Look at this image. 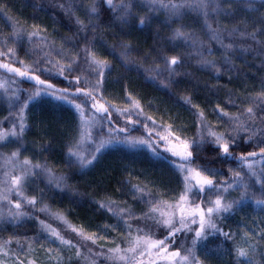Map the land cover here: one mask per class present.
I'll use <instances>...</instances> for the list:
<instances>
[{
  "label": "snow or ice",
  "instance_id": "obj_1",
  "mask_svg": "<svg viewBox=\"0 0 264 264\" xmlns=\"http://www.w3.org/2000/svg\"><path fill=\"white\" fill-rule=\"evenodd\" d=\"M224 4L231 8L232 0H224ZM101 5H106L116 15V19L125 25L128 18L133 16L135 7L133 0H101ZM101 5L91 0L84 10L85 19L76 17L79 31L87 33L89 29L93 32L97 30L96 21L100 18ZM56 6L70 16L78 10L71 2H61ZM140 7H147L151 12H167L170 14L169 18L175 20L183 16L185 9L198 12L204 19L209 39L224 50L226 64L230 63V52L236 47L237 39L253 41L259 46L260 55L264 56V16L260 18L258 25L253 24L252 31H247L238 25L231 29L227 25L220 26V21L214 19V16H219L223 11V5L218 0H147ZM248 7L255 10L251 2ZM0 11L4 9L0 8ZM224 14L231 15L230 12ZM146 22L147 17H139L141 26ZM213 23L217 26L213 27ZM11 27V37L0 40V45L6 48V51L0 48V57L6 58L0 60V70L6 73V78L0 79V92L8 100L10 109H13L9 115L14 116L15 121L9 129L0 128V143H7L11 138V141L19 145L28 129L26 114L29 106L49 97L53 101L71 105L79 115L76 135L67 146L66 162L69 167L78 165L84 169L92 166L99 155L114 143L125 144L131 148L147 147L153 156L166 160L175 169L181 177V187L178 193L164 198L154 195L147 184H133L129 194L134 200L147 206L146 210L142 209L139 213L132 211L131 207H121L112 197L97 201L99 207L106 209L117 221L116 225L106 224L105 229L122 228V241L105 247L97 242L108 239L106 234L88 232L82 226L71 224L61 211H52L49 205L44 204L42 197L28 194L29 186L34 182L33 178L41 174L47 178L48 185L60 190L66 186L65 176L57 175L47 161L42 162L28 156L21 159V146L10 153H0V224L18 227L28 218L36 219L40 226V231L30 238L13 233L0 241V264H39L31 256L35 251L34 244L54 264H65L66 259L71 264L72 256L65 257L64 247L61 246L74 250L73 255L78 264H205L211 252L204 242L209 236L216 235L232 241L229 254L233 256L234 264H264V250L260 247L264 243V228L258 232L245 230L238 241L239 231H225L221 227L230 216L242 211L246 204L264 212V90L243 111L231 113L220 104L216 105L215 111L220 121L229 125L224 131L208 121L204 110L193 104L189 97H185V103L197 109L196 135L187 138L172 123L157 125L151 116H144L140 101L131 94L128 96L129 107L126 108H118L104 98V77L105 72L110 70L109 63L107 59L96 54L93 50L95 46L87 43V37L81 58L79 52H65L63 46L59 51L51 48L47 37L40 34L42 29L33 25L34 30L27 33V40L30 44L39 43L43 47L35 53L40 58L26 64L23 59H18L16 48L9 46V39L12 44H17L24 38L23 29L17 27L16 23ZM171 39L184 42L191 40L192 47L195 48L199 43L200 48H203V43L185 32L183 26L173 31ZM122 47L125 49L122 55L127 57L131 45L125 44ZM52 52L60 59L53 62L50 58ZM207 52L211 55L212 49L209 48ZM197 55L201 57L200 63L220 71L214 60L205 58L203 51L197 50ZM41 61L51 67H41ZM163 63V71L171 76L181 60L173 55L165 58ZM16 64L20 66L17 67ZM53 69L55 75L68 80V86L58 87L53 82ZM147 71L160 75V64L149 67ZM74 72L80 74L73 76ZM69 76H72L71 80ZM24 81L32 83L27 92L19 87ZM229 102L234 103L231 99ZM113 112L125 118V126H119L113 121ZM133 112L138 117L143 116L144 120L151 121L152 126L144 120H133ZM225 117L227 120L223 119ZM128 124H143L147 135L131 136L133 129L128 128ZM121 133L124 135L121 136ZM206 143L214 145L213 159L220 163L236 162L237 168L228 169L232 173L230 178L218 179L223 176L219 169L210 164L197 163L194 152H198ZM247 146L253 147V150H248ZM238 147L241 152L234 155ZM255 148L259 151L254 150ZM158 149H162V152ZM250 181L260 185L259 197ZM232 191L238 192L239 196L229 199ZM38 204L40 212L65 225L80 238V242L66 238L59 228L27 211L29 207L36 210ZM3 230L7 229H0ZM253 240L256 242L253 243ZM13 243L15 248L12 247ZM257 256L260 257L259 260L256 259Z\"/></svg>",
  "mask_w": 264,
  "mask_h": 264
},
{
  "label": "trees",
  "instance_id": "obj_2",
  "mask_svg": "<svg viewBox=\"0 0 264 264\" xmlns=\"http://www.w3.org/2000/svg\"><path fill=\"white\" fill-rule=\"evenodd\" d=\"M61 2H71L78 10L70 16L56 6ZM95 2L101 5V0H95ZM218 2L223 5V11L219 16H214V19L220 21L221 27L227 25L228 29H231L238 25L241 29L246 28L247 31H252L253 24L258 25L260 18L264 16V0H232L231 8L224 4V0H218ZM249 2L254 5L255 10L248 7ZM90 3L91 0H0V8L4 9V11H0V40L11 37V25L16 23L17 27L23 29L22 36L24 38L17 44H12L9 39V46L16 48L18 59H23L26 64H31L40 58L35 53L43 47L39 43L30 44L27 40V33L34 30L33 25L42 29L40 34L47 37V43L51 48L59 51L63 46L65 52H79L81 58L84 55L82 49L85 47V37H87V43L95 46L93 50L96 54L102 59H107L109 63L110 70L105 72L104 77V98L118 108L129 107V104L124 103V96L130 92L143 94L151 107H156V104L151 101L152 97L163 100L179 110L176 111V114L179 115V121L185 127L183 135L187 138L196 135L197 117L195 113L197 109L185 103V97H189L193 104L204 110L208 121L220 131H224L229 125L220 121L215 111L216 105L220 104L231 113L243 111L250 105L252 99L264 90V56L260 55L259 46L251 40L237 39L236 47L230 52V63L226 64L224 50L215 41L209 39L204 19L198 12L185 9L183 16L179 20H175V18L170 19V14L167 12H151L147 7H140L141 4H146L147 0H133L135 5L133 16L128 18V23L125 25L116 19V15L107 9L106 5H101L100 18L96 21L97 30L93 32L89 29L85 33L79 31L76 17L85 19L84 10ZM20 7L27 17L25 21L20 20L15 13L10 11V8ZM224 12H230L231 15H225ZM141 16L148 18V22L143 26L139 24ZM210 22L213 21L210 20ZM181 26L185 32L190 33L198 42L203 43L202 49L199 43L195 48L192 47L191 40L184 42L171 39L173 31ZM216 26L213 23V27ZM125 44L131 45L127 57L122 55L125 51L122 45ZM0 48L6 51L2 45ZM209 48L212 49L211 55L207 52ZM245 48L248 50L245 51ZM197 50L203 51L206 59L214 60L220 71L217 72L215 68H209L200 63L201 57L197 55ZM26 52L28 55H25ZM173 55L178 56L181 63L176 66V71L169 76L166 71H163V62L165 58ZM50 58L53 59V62L60 59L55 52L51 53ZM4 59L6 58L0 57V60ZM157 63L161 67L160 75L147 71L149 67H153ZM15 66L19 67L20 65L16 64ZM41 67H51V65H44L41 61ZM83 68L84 64L81 59V69ZM52 71L53 82L57 83L58 87L68 86V80L55 75V69ZM76 74L80 73L74 72L72 75ZM4 78H6V73L0 70V79ZM71 79L72 76H69V80ZM19 87L27 92L31 89L32 83L24 81L19 84ZM116 87H120L123 92L115 95ZM113 95L117 100L111 98ZM230 99L234 103H230ZM140 104L144 109V116H151L156 120L157 125L169 124L165 116L150 111L145 102H140ZM12 110L8 100L0 98V128H11L12 122L15 121V117L9 115ZM49 110V106L43 102L31 106L30 111H27L26 114L28 129L23 140L19 145L11 140L7 143H0V153L7 154L21 146V159L28 156L35 157L42 162L47 161L49 167H52L57 175L65 176L66 186L60 190L48 185L47 178L41 174L39 177L33 178L34 182L30 184L28 194L42 197L44 204L49 205L52 211H61L71 224L82 226L85 230L105 228L106 224L116 225V218L106 209L100 208L97 203L99 200H107L108 197L115 199L121 207H131L132 211L136 213L142 209L146 210L145 204L134 200L129 194L133 184H147L154 195L164 198H169L179 192L181 178L166 160L151 157L148 151L118 147L120 143L112 144L111 146L116 147L109 150L91 169H81L78 165L69 167L66 162L67 146L76 135L77 129H72L68 135L66 130L74 115L72 111ZM57 112H61L63 115L61 118L59 117L58 121H55L53 115ZM174 112L172 114H175ZM41 115H44L42 119H46L47 123L44 124L46 129H43L42 126L40 130H35L34 122ZM132 118L133 120H144L143 116L138 117L135 112H133ZM112 119L119 126L126 124L125 118L115 112H113ZM223 119L227 120L226 117ZM144 122L152 126L151 121L144 120ZM127 127L133 129L130 132L131 136L147 135L143 124L135 126L128 124ZM106 131L107 129H105ZM247 147L248 150H253V147ZM254 150L259 151L258 148ZM240 152L241 148L238 147L234 155H239ZM213 154L214 145L210 143L203 144L198 152H194L198 164H210V166L219 169L223 176L218 179L230 178L232 173L228 169L229 167L237 168L236 162L220 163L212 158ZM152 170L153 173H156L152 175L157 178L153 181L154 184L140 179ZM250 183L257 190L256 195L259 197L260 185L255 184L254 181H250ZM238 196V192L232 191L229 199ZM39 206L38 204L36 210L29 207L27 211L32 212L35 217L51 223L53 227L59 228L66 238L80 242V238L68 230L65 225L40 212ZM247 207L251 206L246 204L243 209ZM237 215L238 212L230 216L221 224V227L225 231L237 232ZM132 223L137 222L132 221ZM5 228L7 230L0 231V241L7 239L13 233L30 238L40 231L38 221L28 218H25L22 225L18 227L0 224V229ZM105 231L108 239L98 241V244L108 247L114 242L122 241V228L113 230L112 227H109ZM21 242L24 241L21 240ZM204 243L211 252V255L206 258L205 264H213L210 258L216 253L224 256L223 261L221 260L219 264H234L233 256L229 254L232 241H226L224 237L216 235L209 236ZM73 252L74 250L71 249L65 257L72 256L71 264H78ZM65 264H69L67 259Z\"/></svg>",
  "mask_w": 264,
  "mask_h": 264
},
{
  "label": "rangeland",
  "instance_id": "obj_3",
  "mask_svg": "<svg viewBox=\"0 0 264 264\" xmlns=\"http://www.w3.org/2000/svg\"><path fill=\"white\" fill-rule=\"evenodd\" d=\"M10 11L12 13H15L17 18H19L20 20H22V21L27 20V17L24 14V11H23V9L21 7L17 8V9L10 8ZM114 92L116 93L115 95H119L120 93L123 92V90H121L120 87H116L114 89ZM129 94H131L133 98L139 100L140 102H145L147 104V107H148V109L150 111L155 112L158 115L165 116L167 123L168 122L172 123L174 125V127L180 129L182 131V133L185 134V129H184L185 127L183 126V123H180V121H179V117H178L179 115L176 114L177 113L176 111H179V110L176 107H173L172 105H169L168 103L164 102L163 100H159L158 98H155V97H152L151 101H152V103L156 104V107H151V106L148 105L149 101H147L144 98L143 94L140 95L139 93H134V92H130ZM129 94L124 96V103H126V104H129V102H128ZM115 95L111 96V98H113V100H117ZM0 98L6 99L2 92H0ZM39 102H43V103H45V105H48L49 109H50L49 111H72V114L74 116H73L72 119H70V122L67 125L68 129L66 130V133L68 135L69 132L72 131V129H77V126H78V123H79V115H78V113L75 111V109L71 105H69L67 103H61V102L53 101L49 97H44L43 99L31 104L27 111H30V107L31 106H36L37 103H39ZM36 111H39V110H36ZM172 112H174L175 114H172ZM61 115H63L61 112H57L55 115H53L54 116V120L58 121L59 117L61 118ZM43 116L44 115L39 116V119H37V121L34 122L35 123L34 124L35 130H38V129L40 130L42 128V126L44 127V124L47 123L46 119H44V118L42 119ZM43 129H46V128L44 127ZM10 140H11V138H10ZM120 146L124 147L125 149L148 151V153L151 155V157H155V156H153L152 152L147 147L131 148V147H128L127 145H125V144L118 145V147H120ZM115 147L116 146H114V147L113 146H109L108 148H106L99 155L98 160L92 166H89L87 169H91L92 167L96 166V164L100 162L101 158L104 155H106L109 152V150H111L112 148H115ZM158 151L162 152V149H158ZM163 155H168V154L163 153ZM174 171H175V169H174ZM153 172H154L153 170L149 171L147 173V175H145L144 177H140V179L145 181V182H147V183L154 184L153 181H155V179H157V178H156V176L152 175V174H156V173H153ZM237 216H238V221H237L238 222V231L240 233V236H238V238H237L238 241L243 236V231H245V230H255V231L258 232L261 228H264V212H262L259 208H256L254 206L244 208L242 211L238 212ZM86 231H88V232H98L101 235H105L106 234L105 228H96V229H92V230L90 229V230H86ZM252 242L255 243L256 241L253 240ZM12 247L15 248V244H13ZM33 247H34L35 251L31 254V256H32V258L37 259L39 264H54V261L49 260L47 255L39 248L38 245L34 244ZM53 247H55V245H53ZM61 247H64V252H63L64 256H66V254L71 251V249H68L65 246H61ZM260 247H261L262 250H264V243H261ZM21 258L24 259V257H21ZM223 258H224L223 255H220V254L216 253L215 255H213L210 258V260L212 261L213 264H219ZM256 259L259 260L260 257L257 256Z\"/></svg>",
  "mask_w": 264,
  "mask_h": 264
}]
</instances>
